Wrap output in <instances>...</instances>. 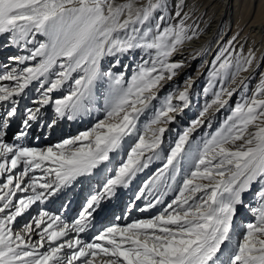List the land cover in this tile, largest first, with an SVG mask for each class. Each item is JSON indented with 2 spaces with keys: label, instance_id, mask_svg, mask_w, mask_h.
I'll list each match as a JSON object with an SVG mask.
<instances>
[{
  "label": "snow or ice",
  "instance_id": "snow-or-ice-1",
  "mask_svg": "<svg viewBox=\"0 0 264 264\" xmlns=\"http://www.w3.org/2000/svg\"><path fill=\"white\" fill-rule=\"evenodd\" d=\"M185 6L0 0V47L25 53L0 64V264H264V72L249 92L264 55L237 50L236 37L219 46L203 88L211 99L167 138L194 83L188 77L182 90L161 95L188 66L175 57L199 38ZM211 51L202 47L192 59ZM125 58L135 61L130 76L119 70L131 68ZM31 91V106L22 105ZM221 110L228 114L219 126L195 138ZM94 112L103 118L75 136L47 147L26 143L34 125L54 129ZM156 163L128 211L142 200L138 211L162 206L158 214L97 229L104 203ZM85 181L97 186L69 223L63 198ZM241 208L250 221L239 220Z\"/></svg>",
  "mask_w": 264,
  "mask_h": 264
},
{
  "label": "rangeland",
  "instance_id": "rangeland-1",
  "mask_svg": "<svg viewBox=\"0 0 264 264\" xmlns=\"http://www.w3.org/2000/svg\"><path fill=\"white\" fill-rule=\"evenodd\" d=\"M179 2H180V0H171V3L173 5H175V3H179ZM204 2L207 4H205ZM234 2H235V0H231V9L229 11H226V10L221 11L222 4L220 1L216 2L213 0H198V1L197 0H184V3L186 6L184 7L183 11L188 13L189 17H190V15H192L188 19L187 23L189 25H192L193 28H196L199 33H200V29H202V24L205 22V20L211 19L213 21L214 19L219 18V23H218L217 27H215L216 28L215 32L212 33L211 35L209 34L210 35L209 36V43L206 47L211 48L212 51L210 54L204 55L202 57H198L196 59H192V57L196 56V53L198 50L195 49V47H188L187 46L186 50H189V51L183 52V57H181V56L179 57V55H177L175 57V59H177V60H180L182 58H186L188 61V66L186 68H184L179 73V75L174 78L173 81L169 82L165 86L164 90L161 92V95H165V94H167L168 91L174 90L177 87H179L182 90L184 87V82H185V80L188 79V77H192L194 83H193L192 89L190 90V100H191L190 106H189V108L185 109L184 112L180 116L177 117V121L175 123H172L168 126L170 128V132L166 133L167 138H176L178 133H181L184 130V128L189 126V124L192 120L197 118V116L199 115V111L202 109V107L205 103V100L211 99V96L205 97L203 95V88L207 85V74H208V69L210 66L209 62L213 59V56H214V54H215V52L219 46L226 45L227 42L229 40H232L233 37H236L235 46H236L237 50H239L240 46L242 45L245 54H247L250 49L255 52L257 47H259V45H261V44L264 45V24L259 22L258 25H260V29H258L257 27H251L250 28V27H248V24L245 25L243 22V17H244L243 16V12H244L243 4H246L247 6L251 7V9H250L251 12L249 14V17H247L246 19H248V18L252 19L254 17L255 9H256V6L258 5L259 0H238V5H237L236 9H234ZM197 8H202L203 11L197 18H195V16H197L198 12L200 11V10H197ZM173 14H174V10H173ZM218 15H219V17H218ZM260 20H261V17H260ZM246 27L248 28V30ZM252 30H254V32H253V36L250 37V42H248L249 39L247 40L246 37L243 39V33L246 31L247 34H250L252 32ZM1 39L2 38H0V40ZM0 43H2V40ZM3 48L4 47H0V64L8 63V57L9 56L25 54V53H22L20 50L14 48V47H7L8 50L5 53H2ZM138 55L139 54H137V57H138ZM257 58H258V60H260V58H261L260 54H259V56H257ZM5 59H7V60H5ZM124 64L131 65V68H129L127 70L121 68L119 70L120 71H127V74L130 76L131 71L135 68V61L132 59H129V58H125ZM262 72H264V60L260 61V67L258 69H256V71H255V79H253L251 81V83L249 84V92H251V90L256 86V83L260 78V73H262ZM33 87H35V86H33ZM33 93H34V91H33ZM55 95L58 96V95H60V93H56ZM35 96H36V93L30 94L29 98H34ZM238 99H239V95L238 94L234 95L232 97V100L230 101V104H234ZM50 111H51V109H49V111H47V112L50 113ZM227 114H228L227 111L221 110V112L217 114V118L214 121L211 129H209L207 127L199 128L195 133H193V136L195 138H199V137H202L206 131H208V132L214 131L215 128H217L219 126L220 122L227 116ZM102 118H103V115L99 114L95 121L92 120V121L88 122L85 127L83 124L86 120L81 119V121L83 120V122H82V125H80V126L84 127L81 130H83V131L87 130L88 128L93 126V124L98 119H102ZM144 119H145V117H141L142 121ZM71 125H70V128H71ZM77 127L81 128L79 126H77ZM74 128H75V124H74ZM58 136H60L59 132L56 134V136L54 135V136L50 137V139H52L51 142L56 141ZM64 138L65 137L60 138L57 142L62 141V139H64ZM8 139L11 140V137H8ZM41 140H42V138L40 139V141ZM47 145H49V144H44V145H40V146L41 147H47ZM76 188H78V186ZM89 192H90L89 190H86V192H85V190H82L83 196L80 200H77V198H73V201L71 203H69V201H67V203H68V207L66 209V213L68 215L67 222L71 223L75 218L78 217L79 212L82 210V207L85 205L86 199L89 196V194H88ZM132 195L133 194H131L129 196H132ZM71 199H72V195L69 197V200H71ZM123 199L125 200V198H123ZM133 200L130 198H126V202H124L122 204V207L119 210L115 209L111 213V218H109L104 224H101L98 227V229H100L101 227H103L106 224L111 225L113 223H118V220L115 219L116 217H123V218L127 217L128 213H129L128 209L130 208ZM245 200L252 202V203L255 202L253 200L252 193L247 194L245 196ZM143 204L144 203L136 204V206H137V208L143 207ZM161 207L159 209H156V210L146 214V215L137 214L136 213L137 208H134L135 213H133V215L129 219L125 218L126 221L124 223L126 224L128 222H131V220H133V219L150 218V217L158 214V212L161 210ZM130 212H133V211L131 210ZM32 214H35V212L33 211ZM238 218H239V220H242V221H250L252 219V216H251V213L248 212L247 208H241L238 210ZM110 225H108V226H110Z\"/></svg>",
  "mask_w": 264,
  "mask_h": 264
},
{
  "label": "bare ground",
  "instance_id": "bare-ground-1",
  "mask_svg": "<svg viewBox=\"0 0 264 264\" xmlns=\"http://www.w3.org/2000/svg\"><path fill=\"white\" fill-rule=\"evenodd\" d=\"M198 1V0H197ZM213 1H216V2H221V4H222V8H221V11L222 10H226V11H229L230 9H231V0H213ZM205 3V2H204ZM205 4H207V3H205ZM237 5H238V0H235V2H234V9H236V7H237ZM204 7V6H203ZM206 8V7H205ZM243 8H244V12H243V22H244V24L246 25V24H248V27H257L258 29H260V25H258L259 24V22H261V20L264 18V0H259V2H258V5L256 6V9H255V14H254V17L252 18V19H250V18H248V19H246L247 17H249V14H250V9H251V7L250 6H247L246 4H243ZM197 10H200L199 12H198V14H197V16H195V18H197L201 13H202V8H197ZM209 10V9H208ZM253 10V9H252ZM196 11V10H195ZM193 13V12H192ZM191 14V13H190ZM220 14V13H219ZM192 15H190V17H191ZM213 17V16H212ZM218 17H219V15H218ZM260 17H261V20H260ZM192 20V19H191ZM193 21V20H192ZM218 23H219V18H216V19H214L213 21L210 19H207V20H205V22L202 24V29H200V33H199V38L198 39H196L195 41H193V42H189V43H187L186 45H185V47H184V50H183V52H187V51H189V50H186V47L188 46V47H195V49H197V50H199V49H201L202 47H206L207 45H208V43H209V36L212 34V33H214L215 32V30H216V28L215 27H217V25H218ZM247 28V27H246ZM247 30H248V28H247ZM253 32H254V30H252V32L250 33V34H247L246 33V31L243 33V39L246 37V39L248 40L249 39V41L248 42H250V37H252L253 36ZM210 34V35H209ZM257 39V38H256ZM2 40V39H1ZM1 40H0V42H1ZM252 40V39H251ZM259 40V39H258ZM255 42V41H254ZM5 48V47H4ZM8 50V48H5V50H4V52L3 53H5L6 51ZM255 54H256V56H259V54H260V56H262V55H264V45H259V47H257V49H256V51H255ZM179 57H180V55H179ZM252 73H245L244 75H251ZM56 94V93H55ZM54 94V95H55ZM24 103H22V105H23ZM50 109V108H49ZM49 109H47V111H49ZM47 114H48V112H47ZM218 114V113H217ZM82 119H85V118H82ZM62 122V121H61ZM82 122H83V120H82ZM60 123V122H59ZM74 124H75V122H73L72 123V125H71V128H74ZM73 126V127H72ZM76 126V125H75ZM56 128H57V126H56ZM52 131H53V133L52 134H50V135H41V136H39L36 140H34L30 145L31 146H37V147H39L40 145H44V144H50V142H51V140L52 139H50V137H52V136H56V134L58 133V130L56 129H52ZM61 134V133H60ZM45 136V137H44ZM42 138V140L40 141V139ZM41 147V146H40ZM143 174V173H142ZM142 174H140V176L142 175ZM131 188H133L134 187V182L132 183V185L130 186ZM130 187L129 188H127V189H123V188H121V189H119L118 190V193H119V191L121 190V191H123V190H128V189H130ZM121 195H122V192H121ZM66 197V196H65ZM64 197V198H65ZM118 199V196H117V198H115V199H111V200H113V202H112V204L110 205V207H109V210H112L114 207H116V205H117V203H119L120 201H118L117 200ZM111 200H109V202L111 201ZM59 202V201H58ZM57 202V203H58ZM108 202V203H109ZM154 209V208H153ZM110 212V211H109ZM109 212H107L106 213V215L103 217V218H100V215L97 217V221H96V225H98L99 224V222H101L102 220H104L105 218H107L108 216H109ZM149 212V210L148 211H146V213H148ZM63 217H64V219L66 218L65 217V214H63ZM121 221H123L124 222V219H120ZM90 234V232L88 233V235Z\"/></svg>",
  "mask_w": 264,
  "mask_h": 264
}]
</instances>
